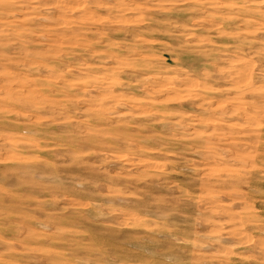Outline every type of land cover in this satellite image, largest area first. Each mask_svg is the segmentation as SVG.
<instances>
[{
  "label": "rangeland",
  "instance_id": "rangeland-1",
  "mask_svg": "<svg viewBox=\"0 0 264 264\" xmlns=\"http://www.w3.org/2000/svg\"><path fill=\"white\" fill-rule=\"evenodd\" d=\"M0 264H264V0H0Z\"/></svg>",
  "mask_w": 264,
  "mask_h": 264
}]
</instances>
